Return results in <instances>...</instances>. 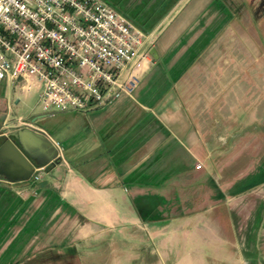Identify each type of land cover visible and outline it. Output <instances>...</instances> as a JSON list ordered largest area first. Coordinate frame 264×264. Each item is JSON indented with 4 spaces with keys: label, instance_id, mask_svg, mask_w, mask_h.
Segmentation results:
<instances>
[{
    "label": "crops",
    "instance_id": "1",
    "mask_svg": "<svg viewBox=\"0 0 264 264\" xmlns=\"http://www.w3.org/2000/svg\"><path fill=\"white\" fill-rule=\"evenodd\" d=\"M199 17L187 21L189 28L202 23ZM219 23L212 17L191 36L189 29L168 40L158 34L159 57L146 64L131 95L86 113L64 112L85 117L83 152L67 157L62 149L39 181L11 182L0 174L4 197L10 191L20 199L14 208L4 204L12 213L0 229V264L7 255L55 264L59 254L66 264H101L115 248L125 264L141 257V245L161 258L174 250L181 260L174 264H188L193 254L181 251L182 242L211 241L221 225L232 224L235 208L209 184L212 178L218 184L220 175L208 162L214 167L220 148L236 152L245 139L236 131V115L252 109L264 121V42L259 29L249 27L261 48L251 57L245 33L233 25L213 27ZM36 119L14 122L5 135L29 127L60 143ZM109 242L105 252L102 244Z\"/></svg>",
    "mask_w": 264,
    "mask_h": 264
},
{
    "label": "rangeland",
    "instance_id": "2",
    "mask_svg": "<svg viewBox=\"0 0 264 264\" xmlns=\"http://www.w3.org/2000/svg\"><path fill=\"white\" fill-rule=\"evenodd\" d=\"M105 1L136 25L149 28V32L154 34V43L158 34L162 33L166 40L180 33V30L189 29L193 32L190 36L194 35L206 27L212 17L220 20L218 26H213L218 27L217 29L233 25L245 33L243 38L249 39V47L247 46L246 50L251 52V57H255L261 48L256 46L255 37L259 35L254 31V34L250 32L249 27L258 28L261 40L264 42V30L261 27L264 22V0ZM197 16H200L199 20L202 19V23H192L189 28L187 21L190 18L194 20ZM206 43L207 40L203 45ZM263 50L262 46V52ZM38 100V90L25 91L0 82V130H13L14 128H9V125L14 122H20L21 119L33 122V119L37 118L34 123L60 141L67 157L83 152L85 144L83 136L86 134L84 115L58 113L53 117L44 116ZM251 110L235 116L236 131L246 136L245 139L238 140L236 152L233 147L230 148V152L228 146L222 147L219 149L221 157L217 158V162L215 160L214 167L211 161L208 162L213 170L212 174L220 175L218 184L214 178L209 180V184H213L218 190L219 199L231 202L230 207L235 208L231 210L232 224L221 225L219 238L211 241L208 239L192 241L189 238L182 242L181 251L184 250L189 255L196 254L184 261L188 264H264V121L260 120L259 115L254 114V110L252 112ZM71 134L74 138L69 137ZM46 175V171H43L42 176L46 177ZM6 185L7 183L0 180V194L1 189ZM102 246L105 252L111 251L110 242L103 243ZM141 247L140 249L143 250L140 253L141 257L128 261L123 259L124 263L174 264V261L178 263L181 261L176 258L180 254L175 253L174 250L170 258H161L160 253L151 254L144 250L143 245ZM117 249L115 248L111 254L107 253L108 257L103 259L104 262L101 264H120V258L115 255ZM66 260L62 254L54 258L55 264H66ZM48 261L50 260L44 258L17 260L8 255L2 259V262L9 264H46Z\"/></svg>",
    "mask_w": 264,
    "mask_h": 264
},
{
    "label": "built area",
    "instance_id": "3",
    "mask_svg": "<svg viewBox=\"0 0 264 264\" xmlns=\"http://www.w3.org/2000/svg\"><path fill=\"white\" fill-rule=\"evenodd\" d=\"M153 38L105 0H0V82L38 90L44 116L86 113L133 93Z\"/></svg>",
    "mask_w": 264,
    "mask_h": 264
},
{
    "label": "water",
    "instance_id": "4",
    "mask_svg": "<svg viewBox=\"0 0 264 264\" xmlns=\"http://www.w3.org/2000/svg\"><path fill=\"white\" fill-rule=\"evenodd\" d=\"M151 54L154 58L159 57L155 47L151 48ZM2 135L4 131L0 130V137ZM43 148L47 149L44 156L41 154ZM59 153L54 142L44 133L29 127L20 128L12 138L6 136L0 143V165L4 167L0 174L11 182L29 180L36 167L47 169L55 164Z\"/></svg>",
    "mask_w": 264,
    "mask_h": 264
},
{
    "label": "trees",
    "instance_id": "5",
    "mask_svg": "<svg viewBox=\"0 0 264 264\" xmlns=\"http://www.w3.org/2000/svg\"><path fill=\"white\" fill-rule=\"evenodd\" d=\"M112 5V4H111ZM141 26V27H140ZM140 28H142L144 31L146 32H149V28H144V26L142 27V25H139ZM262 29L264 30V22L263 24L261 25ZM6 190V187H4L3 189H1V194H0V229L2 227V225L5 223L6 221V216L11 214L12 211H6L4 212V204L7 203V204H10L12 206V208H14L15 206H17V203L18 201H20V199L18 198V196L13 193V192H7L6 191V197H4V191ZM7 196L9 198H7ZM4 210V211H3ZM141 212L142 215H147V211H144V209H140L139 210Z\"/></svg>",
    "mask_w": 264,
    "mask_h": 264
},
{
    "label": "flooded vegetation",
    "instance_id": "6",
    "mask_svg": "<svg viewBox=\"0 0 264 264\" xmlns=\"http://www.w3.org/2000/svg\"><path fill=\"white\" fill-rule=\"evenodd\" d=\"M3 128H5V126H4ZM2 131H4V135H2V136L0 137V143H1L4 139H6V135H5L6 130L2 129ZM3 170H4V167H3L2 165H0V172L3 171Z\"/></svg>",
    "mask_w": 264,
    "mask_h": 264
}]
</instances>
